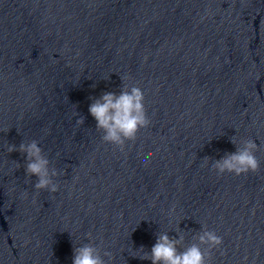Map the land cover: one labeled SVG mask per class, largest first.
Here are the masks:
<instances>
[{
  "label": "water",
  "instance_id": "95a60500",
  "mask_svg": "<svg viewBox=\"0 0 264 264\" xmlns=\"http://www.w3.org/2000/svg\"><path fill=\"white\" fill-rule=\"evenodd\" d=\"M125 84L150 124L121 151L88 109ZM233 136L258 144V171L203 160ZM31 140L55 193L8 153ZM202 226L223 241L208 264H264V0H0V264H73L87 237L108 264H151L135 256L157 233L187 246Z\"/></svg>",
  "mask_w": 264,
  "mask_h": 264
},
{
  "label": "clouds",
  "instance_id": "9594fccd",
  "mask_svg": "<svg viewBox=\"0 0 264 264\" xmlns=\"http://www.w3.org/2000/svg\"><path fill=\"white\" fill-rule=\"evenodd\" d=\"M122 82L125 79L120 77ZM92 103L89 105V113L96 121L95 129L102 132L101 140L111 144L121 151L128 142H135L137 134L143 128H147L150 120L145 108V96L143 90L138 86L128 87L126 84L121 88L119 94L115 92H103L99 98L90 97ZM77 124H84L85 118L78 112ZM236 146L234 153H226L221 159L212 160L205 157L204 161L212 162V169L218 175L224 173L248 174L259 170L260 161L256 157L258 144L252 139H241L237 142L236 136L230 138ZM18 151L25 157V175L29 181L36 177L34 189L55 193L59 189L58 183L54 180L60 172L50 167L49 159L44 155L39 142H21L17 147L15 144L8 145V153ZM148 159V157H145ZM17 169L21 167L16 161ZM26 197V193H22ZM169 232L157 233L155 244L150 252L139 249L142 255L135 256L141 260H150L151 264H208L206 258L209 252L222 244V237L215 231L208 230L202 226L201 230L193 236L196 241L185 246V233L176 231L179 238L170 237ZM88 243L75 246L73 249V264H108L112 254L97 246L90 237ZM182 249V250H181ZM105 258H108L106 260Z\"/></svg>",
  "mask_w": 264,
  "mask_h": 264
}]
</instances>
